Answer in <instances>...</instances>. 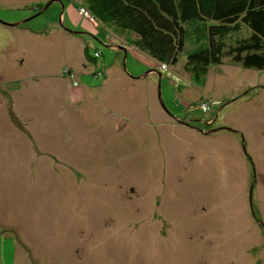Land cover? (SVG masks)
<instances>
[{"label": "rangeland", "instance_id": "374dc122", "mask_svg": "<svg viewBox=\"0 0 264 264\" xmlns=\"http://www.w3.org/2000/svg\"><path fill=\"white\" fill-rule=\"evenodd\" d=\"M184 60L0 0V264H264V69Z\"/></svg>", "mask_w": 264, "mask_h": 264}, {"label": "trees", "instance_id": "16d2710c", "mask_svg": "<svg viewBox=\"0 0 264 264\" xmlns=\"http://www.w3.org/2000/svg\"><path fill=\"white\" fill-rule=\"evenodd\" d=\"M73 2L98 29L110 30L160 66H175L185 58L183 67L197 87L204 86L208 68L224 60L264 69V0ZM42 7L30 6L32 15Z\"/></svg>", "mask_w": 264, "mask_h": 264}, {"label": "crops", "instance_id": "0c3cea01", "mask_svg": "<svg viewBox=\"0 0 264 264\" xmlns=\"http://www.w3.org/2000/svg\"><path fill=\"white\" fill-rule=\"evenodd\" d=\"M73 1V0H72ZM37 5H41V3H37ZM91 20V19H90ZM62 32H63V30H62ZM34 34V33H33ZM69 34H75V33H69ZM35 35V34H34ZM44 40L46 39V38H43ZM63 39V36H62V34H60V38L58 39V40H62ZM54 40H56V37H55V39ZM121 42V41H120ZM79 53V52H78ZM86 61H87V63H86ZM92 60H88V58H87V56H86V52H85V47H84V45L82 44V47H81V55H80V59H79V64H80V66L82 67V69L83 70H85L86 68L87 69H90V67L92 66V62H91ZM94 61V60H93ZM86 63V65H85V63ZM90 62H91V64H90ZM72 68H73V65L72 64H69L67 67H66V70H71L72 71ZM98 68V66H95V67H93L92 68V73L93 74H97L98 73V71H102L101 69H97ZM86 69V70H87ZM85 70V71H86ZM71 75V74H70ZM104 75V74H103ZM10 79H8V82H6L4 85H3V87L7 84V83H10V82H19L20 80L19 79H17L16 77V75H13V73L12 74H10ZM69 76V75H68ZM104 77V76H103ZM21 82H19L18 83V85H17V87L15 88V89H13V90H11V92L14 94V95H18L19 93H18V91H17V89L19 88V84H20ZM24 84H25V82H24ZM22 87H23V85H22ZM82 90L83 89H80V95H81V92H82ZM72 92H73V90H72ZM5 97H7V94H5L4 95ZM73 96V95H72ZM212 225H213V230H215V228H216V230H220V228H219V224L218 223H214V222H212L211 223Z\"/></svg>", "mask_w": 264, "mask_h": 264}, {"label": "water", "instance_id": "95a60500", "mask_svg": "<svg viewBox=\"0 0 264 264\" xmlns=\"http://www.w3.org/2000/svg\"><path fill=\"white\" fill-rule=\"evenodd\" d=\"M51 3H52V2H48V3H46V4L42 7V9H41L39 12H37V13L34 14V15H32V16L29 17L28 19L22 21L21 23H26L28 20H30V19H32L33 17H35V16L39 15L40 13L44 12V11L48 8V6H49Z\"/></svg>", "mask_w": 264, "mask_h": 264}, {"label": "built area", "instance_id": "2783aa9c", "mask_svg": "<svg viewBox=\"0 0 264 264\" xmlns=\"http://www.w3.org/2000/svg\"><path fill=\"white\" fill-rule=\"evenodd\" d=\"M81 11V10H80ZM82 12V11H81ZM83 13V12H82ZM84 14V13H83ZM85 15V14H84ZM87 18H89L87 15H85ZM90 19V18H89Z\"/></svg>", "mask_w": 264, "mask_h": 264}]
</instances>
